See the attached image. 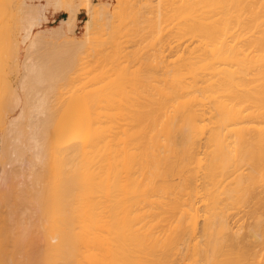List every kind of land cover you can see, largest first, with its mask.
Here are the masks:
<instances>
[{
    "label": "bare ground",
    "instance_id": "6f19581e",
    "mask_svg": "<svg viewBox=\"0 0 264 264\" xmlns=\"http://www.w3.org/2000/svg\"><path fill=\"white\" fill-rule=\"evenodd\" d=\"M45 1L0 0V264H264V0Z\"/></svg>",
    "mask_w": 264,
    "mask_h": 264
},
{
    "label": "rangeland",
    "instance_id": "374dc122",
    "mask_svg": "<svg viewBox=\"0 0 264 264\" xmlns=\"http://www.w3.org/2000/svg\"><path fill=\"white\" fill-rule=\"evenodd\" d=\"M29 3H33V4H37V3H45L46 1L45 0H27ZM63 1V0H62ZM69 1V0H68ZM133 1V0H132ZM154 1V0H153ZM64 2V1H63ZM66 2V1H65ZM91 2H92V6H94L95 4V6H98L99 4H101L102 2L103 3H105L106 4V2H107V4H108V7L111 9V11L112 10H114V9H118V4H119V2H117V0H91ZM122 2V4H123V0L121 1ZM120 2V3H121ZM155 2V1H154ZM116 3H117V5H116ZM106 4V5H107ZM115 5L117 6V7H115ZM121 5V4H120ZM114 7V8H113ZM113 8V9H112ZM119 10H120V8H119ZM11 11V10H10ZM15 12H12V15L14 16L15 14H14ZM9 14H11V13H9ZM66 14H65V12L63 11V10H57V11H55V10H53V7H51V8H49V13H48V18L46 19V21H43V22H41L40 24H39V27H41V28H50L51 26H53V25H56L57 23L59 24V21H60V19L61 18H63L64 16H65ZM11 16V15H10ZM13 16H11V17H13ZM105 16V15H104ZM85 17H86V14H85V11H83V10H81V11H79L78 13H77V19H76V21L72 24V26L69 28V29H67L66 31H65V38H67L68 40L70 39H75V38H78V39H80V38H83V36H84V34H83V32H84V26H85ZM102 17V16H101ZM103 18V17H102ZM101 18V20H102V22L104 21L103 19ZM106 19V18H105ZM43 23V24H42ZM101 23V22H100ZM104 23H105V21H104ZM103 24V23H102ZM99 25H101V24H98V26ZM100 27V26H99ZM99 27H97V28H99ZM103 27H104V24H103ZM24 28V27H23ZM23 28H21L19 31V33H24V29ZM36 28V27H35ZM103 29V28H102ZM24 30V31H23ZM100 30H101V28H100ZM46 31V32H45ZM44 31V36H45V40L43 41V42H45V45H43V42L41 41V45H42V48H45V47H43V46H48V48L50 49H48L49 51H52L51 49L53 48V49H58V47H59V49L60 48H62L63 49V47H64V49H65V47H67L66 46V44H69L68 43V41H66L65 39H64V37H58V35L56 36V34L55 33H52V31H50V30H45ZM97 32V33H96ZM102 31H95V35H98V33H101ZM56 37V38H55ZM58 38V39H57ZM80 41V40H79ZM48 42H51V43H48ZM53 42V43H52ZM56 42H57V45H56ZM63 42L65 43L66 42V44H63ZM62 44V45H61ZM88 44V46H90L89 44H91V43H87ZM65 45V46H64ZM92 45H93V47L95 46L94 44H93V42H92ZM91 45V46H92ZM26 46H27V41H25V42H23V46H22V60L24 59V56H25V52H26ZM86 46V47H85ZM87 45H84V47H82L81 46V50H80V52L78 53L77 52V54L79 55V54H83V53H86L87 54V56H89L90 55V53L95 49H93V47H91L92 48V50H91V52L89 53L88 51H90L89 49H90V47H88ZM50 47H52V48H50ZM56 47V48H55ZM39 48V47H38ZM41 48V47H40ZM41 48V50H37V51H42L43 52V49ZM67 48H69V49H72V50H75V52L77 51V49L78 48H80V47H78V48H72V45H71V48H70V46L69 47H67ZM84 48V49H83ZM88 48V49H87ZM48 50H44V52H45V54H47V52H49ZM61 51V50H60ZM82 51V52H81ZM36 52V51H35ZM35 52H34V54H35ZM43 52V53H44ZM94 52V51H93ZM92 52V53H93ZM41 56H43V55H45V54H41L40 52H38ZM38 53H36L37 55H39ZM89 53V54H88ZM33 54V55H34ZM35 54V55H36ZM49 54V53H48ZM51 54V53H50ZM36 55V56H37ZM91 55H93V54H91ZM90 55V56H91ZM35 56V58H39V57H41V56H37L36 57ZM83 56V55H82ZM84 56H86V55H84ZM86 56V57H87ZM90 56H89V58L88 59H91L90 58ZM92 57V56H91ZM22 68V67H21ZM92 68H88V69H86V71L84 70V72L83 71H81V70H79V73H81L80 75H83V74H87V72H92L93 70H91ZM21 71H22V69H21ZM81 71V72H80ZM78 72V71H77ZM82 72H83V74H82ZM86 72V73H85ZM94 72V71H93ZM92 72V73H93ZM95 72H97V70H95ZM94 72V73H95ZM94 73L92 74V75H94ZM89 74V73H88ZM87 74V75H88ZM14 75H15V73H10V76H12V77H14ZM80 75L78 74V76H76V74H75V77H78V78H76V80H80V79H82L81 77H85V75L84 76H81L80 77ZM91 75V76H92ZM90 76V75H89ZM90 76V77H91ZM86 77H88V76H86ZM90 77H88V79L90 78ZM85 79H87V78H85ZM87 79V80H88ZM75 80V81H76ZM84 80V79H83ZM85 81V80H84ZM79 82V81H78ZM78 82L76 81V84H74V91L75 90H80V88L79 87H76V85L78 84ZM81 84H83L82 83V81L79 83V86L81 87ZM68 86H71V83L69 84V85H67V87ZM66 87V86H65ZM66 87V88H67ZM82 87H83V85H82ZM70 88V87H69ZM68 88V89H69ZM72 88V87H71ZM76 88V89H75ZM79 88V89H78ZM67 89V90H68ZM72 89V90H73ZM67 90H65V91H67ZM83 90V89H82ZM64 91V92H65ZM69 91V90H68ZM81 91V90H80ZM66 93V95H67V93L68 92H65ZM65 93H64V95H65ZM65 95V96H66ZM67 98V97H66ZM66 98H64V99H66ZM79 99H81V98H79ZM94 108V107H93ZM96 109V108H95ZM19 167H17V169H18ZM21 169V168H20ZM20 169H18V171L20 170ZM39 168L37 167V169L36 170H38ZM21 171V170H20ZM39 171H41V170H39Z\"/></svg>",
    "mask_w": 264,
    "mask_h": 264
}]
</instances>
